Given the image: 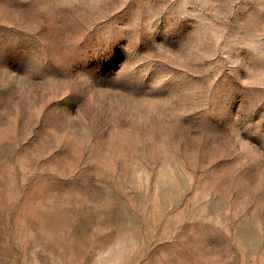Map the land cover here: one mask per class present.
Wrapping results in <instances>:
<instances>
[{"label": "rangeland", "instance_id": "1", "mask_svg": "<svg viewBox=\"0 0 264 264\" xmlns=\"http://www.w3.org/2000/svg\"><path fill=\"white\" fill-rule=\"evenodd\" d=\"M0 264H264V0H0Z\"/></svg>", "mask_w": 264, "mask_h": 264}]
</instances>
